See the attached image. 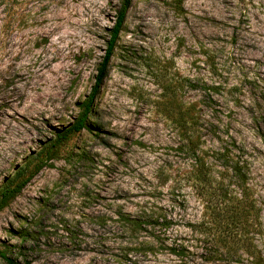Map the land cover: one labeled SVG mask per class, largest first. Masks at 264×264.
I'll return each instance as SVG.
<instances>
[{"label":"rangeland","instance_id":"374dc122","mask_svg":"<svg viewBox=\"0 0 264 264\" xmlns=\"http://www.w3.org/2000/svg\"><path fill=\"white\" fill-rule=\"evenodd\" d=\"M0 264H264V0H0Z\"/></svg>","mask_w":264,"mask_h":264},{"label":"trees","instance_id":"16d2710c","mask_svg":"<svg viewBox=\"0 0 264 264\" xmlns=\"http://www.w3.org/2000/svg\"><path fill=\"white\" fill-rule=\"evenodd\" d=\"M123 11L119 10L116 16V21L114 22L113 26L111 27V31H110V37L107 41V47L105 50V53L102 57V60L100 62V65L97 69L96 75H95V79H94V84L92 86L91 92L88 95L86 101L83 102V109L79 115V117L74 121V123L72 125H70V127H68L66 130H64L63 132H60L57 134L56 136V140H63L66 139L69 135L74 134V133H78L80 132L83 128L86 127L87 125V119H88V114L91 112V105H92V101L94 99V96L96 95L98 88L101 84V81L103 79V76L105 74V69L106 66L108 64L109 58L112 54V50L115 44V40L116 37L118 35V32L120 30L122 21H123ZM192 144V143H191ZM193 149H195L194 146H192ZM215 154H218V152L216 151ZM235 172L240 171V169H242L241 166H238L237 164L232 165L231 166ZM245 209H249V205H244ZM244 209V210H245ZM243 209H241L240 214L237 215V217H235V221L233 216H230V219L233 223H242L244 224V222H246L247 219V213L243 212ZM241 239H237L236 242H240ZM238 246V245H236ZM7 260H9L8 258H6ZM12 263V261H11Z\"/></svg>","mask_w":264,"mask_h":264}]
</instances>
